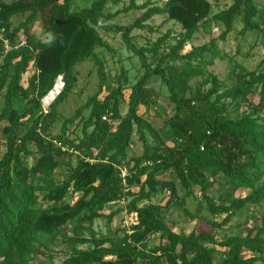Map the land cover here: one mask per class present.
Returning a JSON list of instances; mask_svg holds the SVG:
<instances>
[{
	"label": "trees",
	"instance_id": "trees-1",
	"mask_svg": "<svg viewBox=\"0 0 264 264\" xmlns=\"http://www.w3.org/2000/svg\"><path fill=\"white\" fill-rule=\"evenodd\" d=\"M109 2L116 0H92L87 8L71 11V0H0V140L5 144L0 157V264H45L35 262V247L48 249L57 237L71 247L60 264L264 263V213L259 225L245 235L219 241L212 232L177 233L164 219L172 207H178L191 221L197 219L184 206V199L192 197L194 190L211 216H224L219 223L207 221L212 231L222 229L247 204L264 203V126L241 110L248 105L255 115L264 112V70H260L264 60L255 71L234 74V82L227 86L213 74L204 76L205 63L211 64L207 59L210 45L182 53L187 42L211 25L222 26L221 39L232 31L238 17L243 22L241 35L258 30L255 0H232L227 9L212 17L208 0H166L160 7L149 2L136 6L130 0L125 12L145 11L126 26L106 23ZM25 14V20L13 27L12 19ZM154 16L181 28L166 52L163 48L169 33L152 44L146 41L145 46L132 41L135 29L153 32L145 23ZM37 17L49 39L32 38L26 46L5 53L3 40L13 44ZM99 30L120 34L125 48L138 58L143 74L134 84L123 69L108 80L96 51H114ZM85 61L96 67L97 91L71 117L63 118L57 109L74 90L75 67ZM28 68L33 73L24 88L21 81ZM152 77L165 86L168 104L173 106L166 128L160 130L138 114L139 107L156 109L157 95L147 87ZM59 78L63 87L44 112L41 100ZM197 78L202 80L191 90L190 83ZM206 85L210 86L205 90ZM127 88V111L121 116L119 105ZM105 89L108 93L100 100ZM15 103H22L20 111ZM103 116H107L105 121ZM25 121L29 125L19 135ZM56 121H62L61 131L59 136H51ZM78 128L80 136L76 135ZM144 132L153 138V145ZM134 135L143 151L129 157ZM28 158H32L31 164ZM57 170L65 171L60 182ZM167 172L171 180L159 178ZM159 189L170 195L164 206H137ZM178 189L183 197L178 196ZM209 192H218V200ZM74 195L77 198L72 204L66 201ZM129 198L124 211L134 220L123 236L95 238V220L104 217L110 222L123 211L120 207L105 216L104 208ZM69 224L70 235L66 234ZM154 235L160 242L148 248L147 240ZM83 245L89 248H78Z\"/></svg>",
	"mask_w": 264,
	"mask_h": 264
},
{
	"label": "rangeland",
	"instance_id": "rangeland-1",
	"mask_svg": "<svg viewBox=\"0 0 264 264\" xmlns=\"http://www.w3.org/2000/svg\"><path fill=\"white\" fill-rule=\"evenodd\" d=\"M6 3H10L12 0H3ZM92 0H71V11H78L83 8H87L91 4ZM166 0H135L136 6H141L149 2L153 6H162ZM211 3L212 9L210 12V17L213 15L227 9L231 4L232 0H208ZM130 0H116L115 3L109 2L105 8V14L109 15L110 18L106 20L109 25H119L126 26L131 24L136 18L140 16L145 10L135 11L131 10L125 12L124 9L129 7ZM258 8V16L255 19L256 24L259 29L247 32L244 35L240 34V30L243 28V22L241 18H236L233 23L232 31L227 34L224 39H221L222 26L221 25H211L210 29L207 31H201L197 33L194 38L187 42L182 53L188 52L191 48L200 47L203 45H210V54L207 56L208 60H211V64L204 65L205 73L213 74L217 76L223 83L229 86L234 82V74H248L252 71L258 69V65L264 60V0H255ZM28 14L16 16L12 19V26L15 27L19 23H22ZM147 26L151 27L153 32L147 30H134L132 32V41L136 46H145L149 42L152 44L156 42L157 38L169 33V37L164 45L165 52L168 50L169 46H173L181 32L180 26L172 21H166L161 16H154L149 21L145 23ZM101 37L109 44L113 49L114 54H110L102 49L96 51L100 60L103 61L105 70L107 72L108 80L111 81L114 75L119 73L120 69H123L127 78L131 84H134L138 78L143 74V70L140 66L137 57L129 52L121 39L120 34H105L102 30H99ZM2 33H0L1 39ZM37 39L41 42H45L49 39V36L43 31L41 19L37 17L34 22L23 31L15 41L25 39ZM147 41V42H146ZM162 49V50H163ZM163 52V51H162ZM260 70H264V65ZM76 72V84L73 92L67 97L59 107L58 112L63 118H69L73 115L74 111L84 105L87 98L95 94L98 88V75L94 64L91 61H85L75 67ZM33 70L28 68L27 73L22 76L21 85L27 88V81L32 75ZM201 78L193 79L190 83L191 90H193L196 85L201 81ZM210 85L205 86V90L209 88ZM149 89H152L156 96L157 106L145 109L143 107L138 108V114L146 119L154 128V130H160V128H166V121L173 114V106L168 104L167 101V91L164 85L161 84L157 77H152L147 84ZM62 88L60 79L56 81V85L52 91L41 100V107L44 112L48 110L49 105L56 98L57 94ZM108 93L105 89L99 95V99L102 100L104 96ZM128 88L124 90V102L119 105V113L124 116L127 111L126 98L128 96ZM2 92H0V107L2 105ZM188 93H186V96ZM254 102H256L257 97H251ZM16 108L20 111L22 108V103H15ZM168 107V108H167ZM241 110L245 111V114L253 115L258 123L264 126V112L254 114L251 107L248 105L241 106ZM87 115V112L84 114ZM29 122L25 121V125L19 128L18 134L22 135ZM62 121H56L50 130L51 136H59L61 131ZM76 135L80 136L79 128L76 130ZM148 144L153 145V138L144 132ZM133 146L128 152L129 157H136L142 154L143 148L142 143L138 141L137 136L132 137ZM5 144L3 140H0V157L5 150ZM34 151L33 147H30ZM28 164H31L32 158L27 159ZM74 162V160H73ZM132 165V164H131ZM57 181H61L65 176L64 170H57L56 172ZM159 178L169 181L171 180V175L169 172L161 175ZM264 182V177L261 180ZM137 187H134L136 192ZM212 194L215 201L218 200V192H209ZM178 196L183 197V193L178 189ZM244 195V192H240ZM239 196V193H236ZM168 190H158L156 194L149 201H141L137 204L138 207H145L148 204H158L164 206L166 202L169 201ZM77 198V195L69 196L66 201L72 204ZM130 198L118 203L116 205L106 206L104 208L105 216L109 213H114L115 210L122 207L121 212L113 216L110 222L106 218L97 219L93 222L92 232L95 238L111 237V238H121L124 232L127 230L134 220L125 210ZM201 195L198 190L193 191L192 197L184 199V206L193 215L197 216V219L189 220L185 218L178 207H172L165 214L164 219L168 224L169 228L177 233H182L184 235H189L193 230L212 232L214 237L219 241L226 236L235 235H245L251 228L259 225V220L264 213V203L259 205L247 204L243 209L238 210L236 214L230 219V221L222 227L220 230L212 231L208 222H221L223 215L213 217L211 216L201 205ZM201 206V207H200ZM208 221V222H207ZM72 226L69 224L67 227L66 234H71ZM64 233V232H63ZM85 236H89L87 233ZM56 241L52 245H48V249L36 245L35 250L38 257L35 258V262L40 261L41 263L48 264L49 262H54L60 264L69 254L71 247L63 244L60 241V237H57ZM160 242L158 235L151 236L147 240L148 248L155 247ZM78 248L87 250L89 245L78 246ZM218 251L222 252V249L217 248ZM245 257L249 255L244 253ZM264 264V263H259Z\"/></svg>",
	"mask_w": 264,
	"mask_h": 264
},
{
	"label": "built area",
	"instance_id": "built-area-1",
	"mask_svg": "<svg viewBox=\"0 0 264 264\" xmlns=\"http://www.w3.org/2000/svg\"><path fill=\"white\" fill-rule=\"evenodd\" d=\"M0 33H3V29L0 31ZM3 45H4V51H5V53H7V52H9V51H11L12 49H18V48H21V47H24V46H26L27 45V41L25 40V39H23V40H19V41H15L13 44H11V42H10V40H8V39H4L3 40ZM60 79V78H59ZM60 83L62 84V82H61V79H60ZM56 85V84H55ZM62 87H63V85H62ZM62 89V88H61ZM60 92V91H59ZM107 119V116H103L102 117V120L103 121H105ZM54 144L57 146V147H59V148H61L62 150H65L66 148L65 147H63L62 145H61V143L60 142H57V141H54ZM125 176V170L122 172V177H124ZM131 223H133V221L131 222Z\"/></svg>",
	"mask_w": 264,
	"mask_h": 264
}]
</instances>
